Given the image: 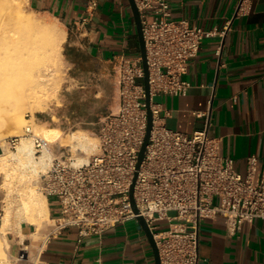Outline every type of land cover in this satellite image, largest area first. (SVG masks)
I'll return each instance as SVG.
<instances>
[{
	"label": "built area",
	"instance_id": "obj_1",
	"mask_svg": "<svg viewBox=\"0 0 264 264\" xmlns=\"http://www.w3.org/2000/svg\"><path fill=\"white\" fill-rule=\"evenodd\" d=\"M249 1L239 0L235 13H247ZM136 3L146 44L153 118L143 159L137 166L148 125L145 69L141 54L122 53L116 56L119 100L99 121L98 151L76 162L60 147L41 176L42 192L54 197L57 205L45 236L74 227L80 240L142 215L157 242L161 264H199L202 219L221 217L230 235L245 221L264 219V170L255 154L247 157L245 173L236 170L234 158L222 151V138L208 133V111H194L207 117V125L191 133L167 126L160 115L162 104L156 96L187 94L192 83L182 75L191 59L205 38L224 31L172 17V0ZM96 5L97 0L90 2ZM25 135H31L37 147L42 145L30 125ZM20 136H9L7 145L16 147ZM133 183L138 211L131 201ZM161 219L168 228L156 229L154 222Z\"/></svg>",
	"mask_w": 264,
	"mask_h": 264
},
{
	"label": "crops",
	"instance_id": "obj_2",
	"mask_svg": "<svg viewBox=\"0 0 264 264\" xmlns=\"http://www.w3.org/2000/svg\"><path fill=\"white\" fill-rule=\"evenodd\" d=\"M91 1L29 3L70 29L76 41L84 42L91 58L103 62L122 53L139 55L129 0H97L95 7L90 6ZM238 2L172 0V17H184L193 25L224 32L205 38L191 59L182 75L192 83L187 94L158 95L156 99L162 104L160 115L165 124L188 133L207 125V117L194 111H208V133L222 138L223 153L232 156L236 170L245 173L251 154L259 157L264 170V0H250L245 14L235 13ZM219 46L221 52L217 53ZM47 201L51 219L57 205L54 197L47 196ZM46 219L23 220L17 232L7 233L11 264H155L152 245L138 219L80 240L74 227L46 237L50 225L38 238V229ZM199 264H264V219L243 222L234 235L227 232L221 217L202 219Z\"/></svg>",
	"mask_w": 264,
	"mask_h": 264
},
{
	"label": "bare ground",
	"instance_id": "obj_3",
	"mask_svg": "<svg viewBox=\"0 0 264 264\" xmlns=\"http://www.w3.org/2000/svg\"><path fill=\"white\" fill-rule=\"evenodd\" d=\"M0 3L2 7L9 9V12H7L10 18L16 23L15 27L20 31L24 29V31L32 30L34 32L32 34L36 36L34 35V39H32L30 43L33 42L35 44L36 41L34 42L33 40H36L35 38L38 35L42 39L41 42L44 43L41 45V42L37 40V42L40 43L38 46L40 48L45 47L43 48L45 49L44 52L37 53L32 51V47L28 43L23 44L17 42L13 46L8 45L0 47V108L4 104L5 107H2V109H7L5 110L8 111L9 123L21 129L23 124H25V108L29 107V110L31 109L32 112H34L36 109L41 110L48 107L49 102L46 96L49 93H46L47 95L44 96L45 92L40 88L42 84L44 85V83H46L48 79L47 75H53L55 77L61 75V78L59 79L58 77V80L56 79L55 81L61 83L62 72L60 69L61 63L59 57L62 53L60 50V48H63L62 43L66 40V30L63 27L64 32L59 34L56 28L51 25H45V23H42L31 15V13L29 14V12L27 14L24 0H0ZM21 33L19 35H22ZM29 36L31 37V33ZM21 39H17V41ZM57 50L61 52L60 55H58V63H60V66L54 65L55 62L53 65L47 64L48 66L43 69L45 71L36 73L34 59H36L38 55L44 54L47 56L51 52ZM41 65L45 66L44 64ZM26 76H29L35 83L28 88L24 86V82L26 81H24V77ZM59 85L56 86L59 87ZM45 86L47 85L45 84ZM56 86L54 88L58 89ZM49 87V89L52 88L51 86ZM48 91L49 90H47V92ZM50 96L51 95H49V97ZM6 99H8V105L5 104ZM3 120H0V126H3ZM37 126H39V124ZM57 127H41L39 133L42 135L43 142L41 148L42 152L40 154L37 153L34 138H30V136L28 137L24 134L20 136L15 149H8L6 153L0 155V185L5 191L4 197L2 198V210L0 212V264H11L9 258L10 254L7 250L9 245L7 239L8 232L13 229H19L23 220L39 222L42 219L49 218L47 196L34 186L32 179L34 176L38 175L39 171L45 169L53 159L51 148H49L47 142L54 141L61 136V130ZM67 145L71 148L72 154L76 155V162H82L88 160V157L85 155L83 156L82 153L93 150L97 143L92 140L87 132L74 130L69 136ZM14 192H16V194H14ZM15 201L18 202L17 205Z\"/></svg>",
	"mask_w": 264,
	"mask_h": 264
},
{
	"label": "rangeland",
	"instance_id": "obj_4",
	"mask_svg": "<svg viewBox=\"0 0 264 264\" xmlns=\"http://www.w3.org/2000/svg\"><path fill=\"white\" fill-rule=\"evenodd\" d=\"M24 5L27 14L29 12V14L31 13V15L36 17L42 23H45V25H51L52 27L56 28L57 33L62 34L65 28L66 40L64 39L65 41H63L62 43L63 48H60L62 53L60 52V50H57L51 52L53 54L50 53L47 56L44 54L38 55V57L34 59L36 65L35 66L36 73L40 71L42 72L45 71L43 70L45 69L44 67L48 66L49 64L53 65L55 62L54 65L60 66L59 64L61 63L60 69L62 72L61 73L62 79L60 81L61 83H57L55 81L56 79L58 80V77L60 79L61 75L57 77L53 75H47L48 79L46 83H44V85L42 84L40 88L45 92L44 96H46L48 93H49L47 95L48 97L49 95H51L49 98L46 96V99L49 102L48 107L46 109H41V110L36 109L34 110V112H32L31 109L29 110V107L25 108V112H24L25 124H23L21 129H19V127L16 126H12L9 123L8 111H6L7 110L6 108L2 109V107H5L4 104L2 105V107L0 108V120L3 119L5 120H3L4 121L2 124L3 126H0L1 128L0 155L6 153L8 149L16 148V147L8 146L6 139L12 135H21V136L24 135L25 127L27 125H30L34 130V132L41 137L42 142H43V138L41 133H39L41 131L42 126L43 127L58 126L57 128L61 130V136L58 139L47 142L49 148H51L53 158L61 151L60 147L62 149H65L68 155H73L71 148L67 145V141L72 131L77 130V131L87 132V134L92 138V140H94L97 143L96 145L97 147L95 146L93 150L87 153H82L83 156L85 155L89 158L98 151V145H99L98 126L100 119L104 115H106L109 111L114 110L117 106V104L115 105L114 101H115V96H117L116 85H118V81L116 78V67L118 62L116 59L101 62L98 61L96 58H91L87 53V48L84 42L76 41L75 37L72 34V31L70 29H67L64 26V24L60 22L57 18L53 16L45 15L44 13L34 10L31 7L29 0H24ZM8 10H9L8 8L2 7V4L0 3V19H1L0 47L1 46L5 47L8 45L13 46L15 43L20 42L23 44L24 43L30 44V46L32 47V51L34 53L44 52L45 49L43 48L45 47L40 48L38 46L40 45V43L37 42V40L41 42L42 39L37 35V37L35 38L36 40H33L34 42L36 41L37 44L36 42L35 44L31 42L33 44L32 45L30 41L34 39L35 34L34 35L32 34L34 32L32 30L24 31L23 29L21 30L22 31L21 33V31L17 27H15L16 23L10 18ZM148 19L151 20V17H148ZM20 33L22 35H19ZM30 33H31V37L29 36ZM17 39H21V40L17 41ZM42 44L44 43L41 42V45ZM36 47L38 48V51ZM60 53H61V56L59 57L60 63H58L59 62L58 55H60ZM44 56L47 59V61L44 58ZM41 64H44L45 66ZM88 70H91L92 73L89 74ZM24 78H25L24 81L26 80L24 82V86L26 88L35 84L34 81L31 78H29V76H26ZM45 84L47 86H45ZM48 85L51 86L52 88L49 89L50 87ZM56 85H59V87ZM55 86L58 87V89L54 88ZM47 90L49 91L47 92ZM117 92L119 96V87ZM5 101H6L5 104L8 105L9 104L8 99H6ZM102 110H104V112ZM37 123L39 124V126H37L38 125ZM27 136L33 138L31 135H27ZM36 148H37V153L40 154L42 152L41 149L42 145L38 147L36 146ZM73 156L76 157V155ZM51 162L52 160L49 162L48 166L45 169L39 171L38 175L34 176L32 179L34 186H36L40 192H42L39 185L42 176L41 174L47 171V169L50 167ZM0 178H1V169H0ZM4 193H5L4 188L1 187L0 185V212L2 210V204H3L2 198L4 197ZM14 194H16V192H14ZM15 203L16 205L18 204V202L16 201ZM52 222L53 221L50 218H47L41 224L42 226L38 229V234H39L37 236L38 238L44 236L43 234L44 228L47 227V225H51ZM154 224L156 225V229L158 230H162L168 227V223L164 219L157 220L154 222ZM12 232H17V230L13 229Z\"/></svg>",
	"mask_w": 264,
	"mask_h": 264
},
{
	"label": "water",
	"instance_id": "obj_5",
	"mask_svg": "<svg viewBox=\"0 0 264 264\" xmlns=\"http://www.w3.org/2000/svg\"><path fill=\"white\" fill-rule=\"evenodd\" d=\"M129 3L131 6V9L133 11L134 20L136 22V27H137V34H138V40H139V46H140V54L142 57L143 67L145 69L144 84H145V88L147 91V98L146 99H147V103H148V107H149V102H150L149 67H148V61H147L146 44H145V39H144V34H143V25H142V20H141V14H140L138 5L136 3V0H129ZM152 124H153L152 112H151L150 107H149L147 131H146L144 143H143L141 151L139 153V161H138L137 166L140 165V163L143 159L146 145L149 142ZM133 186H134V183L132 184V187H131V201H132V204H133L135 211H138L134 197H133ZM137 219H138L139 223L141 224L142 228L144 229V231H145V233H146V235H147V237H148V239L152 245L153 252H154V258H155V264H161V259H160V254H159L157 242L155 240V237L153 235V232H152L149 224L147 223V221L145 220V218L142 215H138Z\"/></svg>",
	"mask_w": 264,
	"mask_h": 264
}]
</instances>
